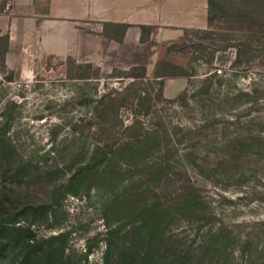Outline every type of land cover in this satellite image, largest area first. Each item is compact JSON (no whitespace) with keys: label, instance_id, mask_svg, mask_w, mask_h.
Returning a JSON list of instances; mask_svg holds the SVG:
<instances>
[{"label":"rangeland","instance_id":"374dc122","mask_svg":"<svg viewBox=\"0 0 264 264\" xmlns=\"http://www.w3.org/2000/svg\"><path fill=\"white\" fill-rule=\"evenodd\" d=\"M136 1L142 22L80 15L77 56L26 72L0 36L5 264H264V0Z\"/></svg>","mask_w":264,"mask_h":264},{"label":"crops","instance_id":"0c3cea01","mask_svg":"<svg viewBox=\"0 0 264 264\" xmlns=\"http://www.w3.org/2000/svg\"><path fill=\"white\" fill-rule=\"evenodd\" d=\"M12 1L13 8L10 9L6 8V5H2V0H0V36L5 37L7 41L5 66L19 72L33 69L32 57L35 56V53H39L45 58L49 56L53 60L77 56L70 49L62 51V46L65 43L62 37V25L77 19L80 15L93 20H95V16L99 15L98 17H105L111 22L127 24L142 22L141 3L136 0H113L108 5L107 11L101 15L96 12L91 0H47L44 9L35 8L34 0ZM187 7L189 8L181 13L176 12L175 7L171 18L174 21L186 23V26L193 23L196 20L195 13L191 10L194 6ZM58 8L60 9L58 10ZM194 9L196 10V8ZM182 15L184 16L183 20ZM128 36L129 31L126 33L124 41ZM27 46L32 47L35 52L28 50ZM37 48L40 51H37Z\"/></svg>","mask_w":264,"mask_h":264},{"label":"trees","instance_id":"16d2710c","mask_svg":"<svg viewBox=\"0 0 264 264\" xmlns=\"http://www.w3.org/2000/svg\"><path fill=\"white\" fill-rule=\"evenodd\" d=\"M208 2V12L210 13L211 11V6L213 5V2H212V0H207ZM142 31H143V28H142ZM5 40H6V38H5ZM6 43H7V41H6ZM5 46H7V44L5 45ZM245 95L249 98L248 100H249V104L252 106V105H258V100H257V98L255 97V95H251V94H246L245 93ZM249 105V106H250ZM103 148H105L104 146H103V144H97V146H95V150H96V153L97 152H103ZM106 148H107V146H106ZM106 152V151H105ZM8 241V242H7ZM12 241V238L11 239H8V238H6V239H4V240H2L1 242H0V264H5L4 263V260H3V254L5 253V251L9 248V247H13V246H11V244H10V242ZM19 264H25L24 263V261H20V263Z\"/></svg>","mask_w":264,"mask_h":264}]
</instances>
